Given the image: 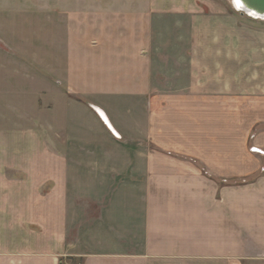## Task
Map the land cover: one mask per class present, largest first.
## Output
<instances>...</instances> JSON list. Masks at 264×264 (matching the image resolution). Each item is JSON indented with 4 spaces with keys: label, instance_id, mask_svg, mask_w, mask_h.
<instances>
[{
    "label": "crops",
    "instance_id": "1",
    "mask_svg": "<svg viewBox=\"0 0 264 264\" xmlns=\"http://www.w3.org/2000/svg\"><path fill=\"white\" fill-rule=\"evenodd\" d=\"M178 22L153 56L0 37V264H264V59L242 16Z\"/></svg>",
    "mask_w": 264,
    "mask_h": 264
},
{
    "label": "rangeland",
    "instance_id": "2",
    "mask_svg": "<svg viewBox=\"0 0 264 264\" xmlns=\"http://www.w3.org/2000/svg\"><path fill=\"white\" fill-rule=\"evenodd\" d=\"M7 1L12 2V0ZM20 2L22 8L28 11L33 9L31 11L36 12V14L44 12L43 7L51 4V7H53L54 19L52 18L50 21V18L46 20L33 15L30 16L28 22L22 21L24 20L22 19L15 23V20L11 16V12H13L11 10L12 7L7 9L10 5L4 2V4L0 5L1 8L2 6L5 7L4 10H0V37L10 41V45L15 43L13 34V30H15L19 39L26 38L31 40L30 44L32 46H29L30 44L27 42L21 44H24V46L32 50L36 49L34 48L35 46L37 50L41 51L45 43L51 41L53 42L54 48L62 45V49L68 51L70 55L72 54L71 51L73 48L81 49L80 44L83 45L84 50L89 51L88 55H92V51L95 49L94 46L97 44L93 43L92 39L98 36V31L105 35V30L107 31L112 27L110 30H114V34L121 35L122 33L129 35L132 37V41L103 42L101 46L103 49H106L107 46V48L112 51L125 50L134 53L138 52L140 55L150 53L149 56H153L152 52L160 48L169 50L177 49L176 44L173 45L172 42H168L169 40L167 42L156 41L158 36L164 35L167 37L173 34L181 35L189 33L186 22H182L180 30L174 26V23L178 21V23H180L190 18L203 17L209 22L213 20L215 21L214 23L220 24L221 18L226 19L233 16H242L245 19L243 42L246 52V61L248 60L249 54L254 52L261 54L262 62L264 59V32H262L264 31V20L254 19L237 11L233 4V0H20ZM103 8L106 10H102ZM1 12L9 13H5V17H2ZM61 13H63V15H68L67 20L66 16H63L62 23H60L61 18L59 19ZM160 20L162 21V25H157V22ZM202 27L204 29L200 30ZM202 27L201 25L197 26L195 32L209 34L219 32L217 31L219 26L210 25L206 27L209 28L211 32H205V27L203 25ZM82 34L85 35L86 41L82 43L73 41L75 37H79ZM60 39H66L68 42H62ZM0 44L4 45L2 42H0ZM166 44L169 46L166 47ZM217 44H219V42H217ZM103 45L105 47H103ZM85 61L89 63L92 61V58L86 57ZM263 64L264 63H262V65ZM71 67L70 65V68ZM73 69L75 70L76 68L73 66L70 70ZM251 72L252 67L246 65V73L251 74ZM72 75L76 77L74 74ZM262 76H264V74H262ZM253 149L259 150L256 149L255 146L250 147L251 151ZM257 152L264 155L263 151Z\"/></svg>",
    "mask_w": 264,
    "mask_h": 264
},
{
    "label": "water",
    "instance_id": "3",
    "mask_svg": "<svg viewBox=\"0 0 264 264\" xmlns=\"http://www.w3.org/2000/svg\"><path fill=\"white\" fill-rule=\"evenodd\" d=\"M233 4L237 11L254 19L264 20V0H233Z\"/></svg>",
    "mask_w": 264,
    "mask_h": 264
},
{
    "label": "bare ground",
    "instance_id": "4",
    "mask_svg": "<svg viewBox=\"0 0 264 264\" xmlns=\"http://www.w3.org/2000/svg\"><path fill=\"white\" fill-rule=\"evenodd\" d=\"M236 2V1H235ZM236 5L238 6L237 2H236ZM239 7V6H238Z\"/></svg>",
    "mask_w": 264,
    "mask_h": 264
},
{
    "label": "built area",
    "instance_id": "5",
    "mask_svg": "<svg viewBox=\"0 0 264 264\" xmlns=\"http://www.w3.org/2000/svg\"><path fill=\"white\" fill-rule=\"evenodd\" d=\"M253 151H255V152H256V150H255V149H253Z\"/></svg>",
    "mask_w": 264,
    "mask_h": 264
}]
</instances>
